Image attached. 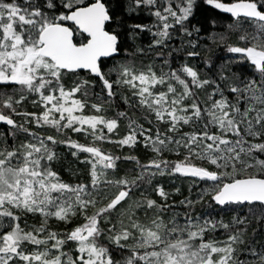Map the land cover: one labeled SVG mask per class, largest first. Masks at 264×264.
Wrapping results in <instances>:
<instances>
[{
    "label": "snow or ice",
    "instance_id": "snow-or-ice-1",
    "mask_svg": "<svg viewBox=\"0 0 264 264\" xmlns=\"http://www.w3.org/2000/svg\"><path fill=\"white\" fill-rule=\"evenodd\" d=\"M0 264H264V0H0Z\"/></svg>",
    "mask_w": 264,
    "mask_h": 264
}]
</instances>
